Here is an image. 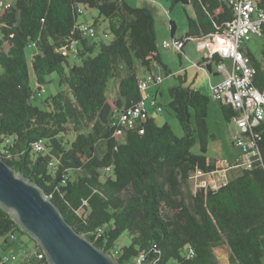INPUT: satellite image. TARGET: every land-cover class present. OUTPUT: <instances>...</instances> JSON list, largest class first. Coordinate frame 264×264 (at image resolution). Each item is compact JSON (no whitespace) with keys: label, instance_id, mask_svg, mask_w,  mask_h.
Masks as SVG:
<instances>
[{"label":"trees","instance_id":"obj_1","mask_svg":"<svg viewBox=\"0 0 264 264\" xmlns=\"http://www.w3.org/2000/svg\"><path fill=\"white\" fill-rule=\"evenodd\" d=\"M177 3L193 12H185L186 31L178 39L183 46L194 38L221 35L232 25L226 0H171ZM256 5L264 10V0ZM79 7L97 11L94 24L98 18L107 21L110 42L80 30L86 22L78 21ZM0 24V158L42 188L77 233L107 254L118 251L120 264L141 254L143 264H218L216 247L227 248L228 264H263L264 121L253 129L260 135V163L223 185L194 192L191 176L216 170V160L207 155L214 138L207 124L213 101L209 89L203 93L186 86L179 75V83L168 89V108L180 137L167 123L157 125L153 116L160 112L155 110L137 126L114 123V109L130 108L142 98L139 66L151 71L161 65L170 73L161 63L163 41L157 42L148 7L128 0H15L0 15ZM170 31L174 40L173 21ZM179 52L184 54L183 48ZM245 54L256 69L252 84L264 92V46L260 60L249 50ZM210 60L216 64L220 58ZM204 67L211 71V63ZM53 73L68 93L50 95L40 101L42 106L33 104ZM111 79L118 80L112 103L106 96ZM218 104L224 121L231 122L232 107ZM39 140L43 149L36 152L33 145ZM123 233L128 244L118 243ZM20 235L28 236L0 208V238L6 247H30ZM29 239L33 246L27 253L43 254L33 263L49 264Z\"/></svg>","mask_w":264,"mask_h":264},{"label":"built area","instance_id":"obj_2","mask_svg":"<svg viewBox=\"0 0 264 264\" xmlns=\"http://www.w3.org/2000/svg\"><path fill=\"white\" fill-rule=\"evenodd\" d=\"M256 1L226 0L233 10L231 27L221 35L202 36L206 38L210 51L209 58L205 61L206 64L212 63L210 59L213 55H218L220 58L215 66L217 72L223 74L224 78L209 87L210 97L213 101L230 105L235 112L231 119L236 125V131L232 133V144L238 151L237 156L230 161L221 163L216 161L215 171L204 173L199 170L191 176V178H207L203 186L215 188L223 185L228 181L226 175L229 171L250 170L261 161L257 146L260 135L253 129L259 122L264 121V92L258 91L253 86L252 79L256 69L252 66L249 57L241 50L242 45L249 40L250 36H260L264 28V10L257 7ZM11 5L6 0H0V15ZM78 12L83 14V9L79 7ZM80 30L90 37L95 35L94 26L90 24H81ZM171 41H163L161 47L177 52L184 47L183 42L178 39ZM74 44L71 45V50L74 49ZM61 50L63 53L68 51L66 47H62ZM225 61L230 62V69ZM161 81V76L151 71L142 74L138 82V88L142 91L141 100L130 108L114 109V123L125 128L137 126L148 117L150 110L161 112L162 108L146 94V90L151 85L159 84ZM42 144V140L37 141L33 145L34 151L40 152L43 149ZM13 239L11 237V240ZM22 249L21 251L19 249V251L2 252L0 264H35L42 259L43 254L38 253V250L27 253V249L24 247ZM189 253L190 256L193 255L191 249ZM111 255L115 258L118 251H113ZM143 263L144 255L141 254L128 264Z\"/></svg>","mask_w":264,"mask_h":264},{"label":"rangeland","instance_id":"obj_3","mask_svg":"<svg viewBox=\"0 0 264 264\" xmlns=\"http://www.w3.org/2000/svg\"><path fill=\"white\" fill-rule=\"evenodd\" d=\"M9 4H13L15 0H6ZM130 4L134 6H146L148 7L152 13L154 18V29L157 37V42L160 43L164 40L168 42L171 41V31H170V21H173L176 27L175 37L179 39L182 37L186 31L187 21L185 12L193 16V12L190 6L183 5L181 3H177L175 5L171 4V0H128ZM83 9V14H81L78 18L79 22H86L87 24L93 25L94 24V17L98 16L97 11L95 9H89L85 7H81ZM96 41L103 40L105 43L110 42L112 40V36L107 31V21L103 18H98L96 24L93 25ZM199 41L192 42L191 44L188 43L184 49V53L177 52L172 49H164L159 46L160 52V59L162 65L166 66V68L170 71V73L163 69L161 65H157L154 71H151L155 74L161 76L162 81L159 85H151L148 90L152 87L154 91L159 89L162 94L157 98V104H159L162 108V112L156 113L154 115L155 121L157 125H163L167 123L173 133L180 137L182 135L181 128L179 127L175 117L171 113L170 109L168 108L169 96H168V89L179 83L177 79V72L184 73L183 68L189 66L191 62L190 60H194L197 57L198 52V45ZM243 45L247 46L249 50L254 54V56L260 60L261 59V48L264 46V39L258 35L250 36L249 40L246 41ZM29 55L31 51L28 50ZM181 56H180V54ZM140 71V75L144 74L143 68L140 66L138 67ZM193 69L200 76L196 79V85L199 88H202L203 78L206 75V71L204 69H199L196 65L193 66ZM183 75V74H182ZM180 74V76H182ZM206 77H208L206 75ZM193 77H191L192 79ZM206 80V78H205ZM46 83L42 85L41 90L39 91L38 97L34 101L33 104H37L38 106H42L41 100L46 99L50 95H55L60 91L67 92V88L65 86H60L58 84V78L55 73L50 74L46 77ZM189 79V83H190ZM205 82V81H204ZM30 85L33 89H36L37 85L35 83L34 77H30ZM147 91V90H146ZM118 92V80L111 79L107 83V92L106 96L110 103H112L116 97ZM68 93V92H67ZM148 93V92H147ZM207 124L209 127L210 132L213 135V140L210 141L208 147L207 155L211 158L216 160L217 162H226L230 161L231 159V131H236V125L234 122H225L219 108V104L217 101H211L209 105V111L207 116ZM235 130V131H234ZM124 132H120L119 135H123ZM74 134L69 133L68 139L72 140ZM233 151L234 148H232ZM238 171H232L231 174L226 175V180H230L235 175H237ZM200 181L191 182V190H194L200 184ZM204 184V183H203ZM201 187V186H200ZM20 241L26 243L27 245L33 246V241L29 239L28 236L20 235ZM12 243V242H11ZM120 244H128L129 238L126 233H123L118 240ZM20 243H12L11 247L8 249L10 251H19ZM7 248L4 244V239L0 238V254ZM21 251V250H20ZM215 257L218 260V264H228V250L226 247H216L213 249ZM264 264V258H263Z\"/></svg>","mask_w":264,"mask_h":264},{"label":"water","instance_id":"obj_4","mask_svg":"<svg viewBox=\"0 0 264 264\" xmlns=\"http://www.w3.org/2000/svg\"><path fill=\"white\" fill-rule=\"evenodd\" d=\"M0 208L33 239L49 264H120L77 233L37 184L0 158Z\"/></svg>","mask_w":264,"mask_h":264},{"label":"crops","instance_id":"obj_5","mask_svg":"<svg viewBox=\"0 0 264 264\" xmlns=\"http://www.w3.org/2000/svg\"><path fill=\"white\" fill-rule=\"evenodd\" d=\"M94 18H96V16L94 17ZM95 20V19H94ZM176 39V38H175ZM180 39V38H179ZM199 41V46H198V52H197V57L194 59V60H190L189 59V62H191V64L189 65V66H187V67H185V68H183V71H184V73H180V72H177V76L179 75L180 76V74L182 75V76H184L183 78H184V81H185V85L186 86H190L191 88H193V89H196V90H199L200 92H203V93H208V89H209V87L211 86V85H213V84H216V83H218V82H220V81H222V79L224 78V76H223V74H221V73H219V72H217V70H216V66H215V64L212 62L211 63V71L210 72H208L207 70H206V68L204 67L205 65H206V62H204V60L205 61H207L208 60V58H209V55H210V51H209V47H208V44H207V41H206V38H204V37H199V38H194V39H191L190 41H188L185 45H184V47H183V52H184V49H185V47H186V45L188 44V43H192V42H196V41ZM164 41H166V40H164ZM242 50L244 51V52H246L247 50H249V48L247 47V46H245V45H242ZM250 51V50H249ZM185 54V53H184ZM185 56H186V54H185ZM187 57V56H186ZM200 63H202V65L203 66H201L200 65ZM225 64H226V66L227 67H229V69H230V62L229 61H225ZM194 65H196L199 69H204L205 71H206V75L208 76V77H206V75L204 76V78H203V83H202V87H203V89L202 88H199V87H197V86H195L196 85V79L200 76V74L199 73H197L196 71H195V69H193V66ZM155 67L156 66H153L152 68H151V71H154V69H155ZM145 72L147 71V70H144ZM144 72V73H145ZM191 77H193L192 79H191ZM205 78H206V80H205ZM189 79L191 80L190 81V83L188 82L189 81ZM205 81V82H204ZM160 84V83H159ZM159 84H156V85H159ZM150 88V87H149ZM148 88V89H149ZM153 88V87H152ZM152 88L150 89V90H148L147 89V91H146V94L150 97V99H155L156 101H157V98H158V96H160V94H162V92L159 90V89H156L155 91H154V89L152 90ZM148 92V93H147ZM154 117V116H153ZM235 131V130H234ZM232 133H233V131H231V136H232ZM230 142H231V158L230 159H232V158H234V157H236L237 156V154H238V151H237V149L233 146V144H232V137H231V140H230ZM232 148H234V150L235 151H233L232 150ZM232 173V171H229L227 174H231ZM236 176V175H235ZM208 179L207 178H204V177H201V178H198V177H193V178H191V180H190V186H191V182H197V181H200L201 183L198 185V187H200V186H203V183H205L206 181H207ZM197 189V187L194 189V190H192L193 192L195 191ZM30 246V245H29ZM11 247V246H10ZM10 247H7L5 250H8ZM20 247V246H19ZM24 247V246H23ZM23 247H21L20 248V250L23 248ZM31 247V246H30ZM30 247H25L27 250H29L28 248H30ZM3 250H4V248H3Z\"/></svg>","mask_w":264,"mask_h":264}]
</instances>
